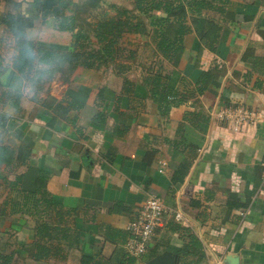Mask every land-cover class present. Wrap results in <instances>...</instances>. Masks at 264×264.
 I'll use <instances>...</instances> for the list:
<instances>
[{"label": "crops", "instance_id": "1", "mask_svg": "<svg viewBox=\"0 0 264 264\" xmlns=\"http://www.w3.org/2000/svg\"><path fill=\"white\" fill-rule=\"evenodd\" d=\"M109 1L132 8L129 0H106L105 8ZM12 3L15 10L3 14H20L19 4ZM214 4L218 9L203 10L200 24L188 19L184 50L174 66L170 63V71L185 78L176 83L179 91L192 95L179 106L132 100L122 92L123 76L100 69L58 75L31 95L12 94L0 83V142L9 147L0 171L10 170V178L22 175V188L32 191L41 170L53 199L74 210L69 224L79 237L65 260L36 261L28 254L34 222L23 225L10 217L14 256L28 264H80L82 255L125 260L126 226L144 200L156 195L164 218L133 264H148L165 251L177 256V264H215L227 254H237L240 264H264V124L235 130L215 117L225 107L242 105L264 112V0ZM0 31L12 40L11 55L15 32L4 23ZM53 31L65 43L69 32ZM37 41L55 49L73 47V42ZM0 55L3 67L10 55ZM145 75L126 74L131 80ZM188 112L208 121H183ZM183 135L187 145L199 143L194 157L180 143ZM184 158L191 164L177 181L174 172ZM190 235L204 254L199 263L192 253H180Z\"/></svg>", "mask_w": 264, "mask_h": 264}, {"label": "trees", "instance_id": "2", "mask_svg": "<svg viewBox=\"0 0 264 264\" xmlns=\"http://www.w3.org/2000/svg\"><path fill=\"white\" fill-rule=\"evenodd\" d=\"M130 1L133 4L132 8L108 3V7L114 10L111 13L105 12L103 4L106 0H83L75 4L73 8L72 0L20 1L18 3L20 14L14 16L2 13L0 23L6 24L15 32V40L18 35L26 34L27 28L32 25V20L37 17L41 22L51 18L56 30L71 32L74 38L72 50L55 49L32 39V45L51 63L47 74L36 81L35 87L38 89L43 88L45 77L52 80L57 75H70L78 68L99 70L101 67L113 64L117 74L123 76L122 92L132 100L148 99L156 105L179 106L192 96L181 93L176 86L177 81L185 82V78L177 71L164 73L157 70L153 73L148 72L141 80L129 79L125 72L130 66L119 60L122 57L120 44L126 35L143 37L150 29L154 51L174 66L184 50V37L190 32L188 19L190 18L193 26L200 24L203 22L202 11L218 9L214 3L222 0ZM85 29L86 32H84ZM203 34L204 31H198L199 36ZM15 46L14 42V48ZM1 58L0 55V60ZM64 65L69 71L67 74L62 73ZM18 68L23 70L25 65L19 64ZM59 71L61 73H57ZM208 73H204V80L208 77ZM201 90L199 88L198 91L201 92ZM195 118L197 121H208V118L202 116L200 118V114L195 112H188L183 121H193ZM186 138V135H183L180 140L184 148L187 145ZM173 144L179 146V143ZM187 146L190 155L194 157L196 149L200 147L199 143H190ZM8 151L9 147L0 142V165L6 163ZM190 164L191 159L184 158L174 172L173 178L182 181ZM44 179L45 176L40 170L36 188L28 191L22 188V175L17 174L10 178L0 172V185L4 188L0 194V224L4 223L6 218L16 216L20 218L23 225L27 224V220L21 218L22 216L32 219L34 226L29 252L31 257L36 261L48 258L62 261L68 257L73 247L79 245L78 231L69 224V216L74 210L64 209L53 199L50 192L43 186ZM11 225L10 223V227ZM189 239V244L184 245L180 253H192L195 255V262L199 263L204 258L201 246L194 235H190ZM13 242L9 241L0 246L4 245L7 249L10 244L16 245ZM4 247H0V264H10L15 255V248L6 251ZM125 254L128 256L125 260L117 261L82 255L80 264H133L136 258L127 252Z\"/></svg>", "mask_w": 264, "mask_h": 264}, {"label": "rangeland", "instance_id": "3", "mask_svg": "<svg viewBox=\"0 0 264 264\" xmlns=\"http://www.w3.org/2000/svg\"><path fill=\"white\" fill-rule=\"evenodd\" d=\"M17 2L19 3L22 0H0V14L2 12H5V10L8 9H14V4L12 2ZM73 4H72V8L75 6V4H79L81 3L83 0H72ZM114 2V0H113ZM109 3H111V1H109ZM125 2H121L119 6H124ZM129 5L132 7L133 4L132 2L129 0ZM16 4V3H15ZM108 5V4H106ZM125 7V6H124ZM16 8V7H15ZM127 8V7H126ZM105 11L107 13H111L114 12V10H112L111 8H104ZM85 18V17H84ZM88 18V17H87ZM86 18V20H87ZM90 18V17H89ZM39 18H35L32 20V25L29 28H32L30 30L29 35L33 37L34 40L37 41L38 40H43V41H48V42H54V43H59L61 42V44H66L67 42L70 44V42H73L72 45H74V38L71 34V32H69L68 35L65 36L66 41L64 43H62L61 39H58L57 37H55L54 35H56L53 31L54 28V24L53 21L50 22V20H47L46 22H41V20H38ZM53 28V29H52ZM86 32V29L85 31ZM150 34H151V30L149 29L147 35L145 36H141V37H137L136 39H132L130 41L128 40H123V42L120 44V54H122V57L119 58V60L125 64H128L130 66L129 69L126 70L125 74H133V76H138L141 75L143 76V74H147L149 73H153L157 70H161L164 73L170 72L171 70V64L166 62L158 53H156L153 49V45H152V41L150 38ZM4 33H2L0 31V37L2 39H0V52L1 54H4V56H9L11 48H12V40L10 41V37L6 36ZM71 36V37H70ZM69 50H72V48H70ZM129 55H131V57H129ZM77 70V69H76ZM74 70V71H76ZM100 70L102 71H113L114 73L117 74V70L115 69V65H110L107 67H101ZM74 71H72V73H74ZM64 74L69 73L67 66L64 65L63 66V71ZM57 73H61L60 71ZM56 74V73H55ZM58 76V75H57ZM122 76V75H121ZM60 78H62V76H59ZM44 84L46 86L44 87H49L51 86V79H48L47 77H45L43 79ZM1 173L4 172V174L6 175H10V170L5 169L4 171H0ZM1 194V191H0ZM27 220L28 223H30V221H32V219L28 218V217H21ZM18 220L17 216L14 217V221ZM20 221V219L18 220ZM13 222L12 219L6 218L4 223L0 224V244H6L9 241L12 242L14 240V235L16 234L15 230L10 227V223ZM33 222V221H32ZM12 237V238H11ZM8 238V239H6ZM11 238V240H10ZM15 243V242H13ZM0 246V247H4ZM14 248L17 247V245L12 246V244H10V246L5 250L6 251H10ZM24 247V246H22ZM28 248V247H27ZM30 248V246H29ZM29 254V253H28ZM28 256V255H27ZM26 258L22 257V256H14L13 260L10 264H28L25 260Z\"/></svg>", "mask_w": 264, "mask_h": 264}, {"label": "built area", "instance_id": "4", "mask_svg": "<svg viewBox=\"0 0 264 264\" xmlns=\"http://www.w3.org/2000/svg\"><path fill=\"white\" fill-rule=\"evenodd\" d=\"M221 121H229L233 129L238 130L247 125L264 124V112L247 106L225 107L215 113ZM165 214L162 200L156 195H149L138 208L135 216L128 222V238L125 249L131 256L144 254L156 229L161 226ZM179 214L176 218L179 219ZM215 264H223L218 261Z\"/></svg>", "mask_w": 264, "mask_h": 264}, {"label": "clouds", "instance_id": "5", "mask_svg": "<svg viewBox=\"0 0 264 264\" xmlns=\"http://www.w3.org/2000/svg\"><path fill=\"white\" fill-rule=\"evenodd\" d=\"M32 39L27 34L18 35L7 65L0 67V83L12 94H34L36 81L50 70V61L32 45ZM19 64L25 68L20 70Z\"/></svg>", "mask_w": 264, "mask_h": 264}, {"label": "water", "instance_id": "6", "mask_svg": "<svg viewBox=\"0 0 264 264\" xmlns=\"http://www.w3.org/2000/svg\"><path fill=\"white\" fill-rule=\"evenodd\" d=\"M222 263L240 264V259L237 254H227L223 258ZM148 264H177V256L169 251H165L149 260Z\"/></svg>", "mask_w": 264, "mask_h": 264}]
</instances>
